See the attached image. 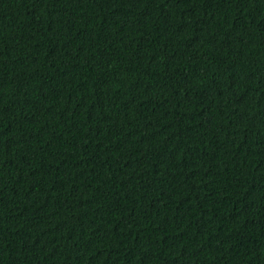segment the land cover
<instances>
[{
	"label": "trees",
	"instance_id": "trees-1",
	"mask_svg": "<svg viewBox=\"0 0 264 264\" xmlns=\"http://www.w3.org/2000/svg\"><path fill=\"white\" fill-rule=\"evenodd\" d=\"M0 264H264V0H0Z\"/></svg>",
	"mask_w": 264,
	"mask_h": 264
}]
</instances>
